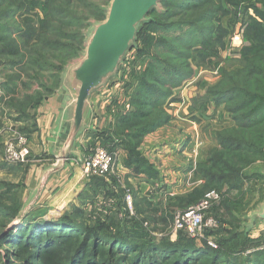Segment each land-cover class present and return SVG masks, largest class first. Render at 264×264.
<instances>
[{
  "label": "trees",
  "instance_id": "1",
  "mask_svg": "<svg viewBox=\"0 0 264 264\" xmlns=\"http://www.w3.org/2000/svg\"><path fill=\"white\" fill-rule=\"evenodd\" d=\"M72 1L0 0V58L8 56L12 66L26 68L28 65V68L40 72L56 68L49 54L62 52V42L68 41L71 45L65 46L69 48L66 54L75 51L77 59L83 51L84 34L89 23L104 20L103 8L109 0L102 7L96 6L93 0L91 3L79 0L90 13L95 11L94 20L71 8ZM255 2L264 6V0ZM227 3L225 5L221 0H216V5L215 0H162L161 12L149 14L150 21L141 28L136 45L130 51L134 53V62L143 67L139 71L132 69L129 81L123 85L128 107L113 101L106 108L111 118L109 126L89 133V145L99 144L108 152L119 153L118 157L130 176L156 177L153 166L140 154L143 139L171 121L167 107L178 101L175 92L193 77L192 62L196 65L203 63L214 55L215 48L216 52L223 49L225 32L220 27L214 32L211 19L220 13H230L229 9L234 14L246 15L251 8L261 22L251 17L242 22L245 29L241 66L220 71L219 84L208 92L214 105L223 106L231 115L234 126L228 124V127L216 131V148L209 151L205 162L196 165L195 173L201 178L202 186L193 189L186 197L176 199L165 210L150 209V206L145 210L136 208L138 214L147 213L143 216L147 220L140 222L123 219L119 224L104 221L86 226L76 210L57 220L35 216L36 210L0 237V264H264V241L251 238V232L242 227L244 222L232 215L233 210L241 209L242 203L227 196L223 199L229 192L245 186L242 171L264 157V10L259 11L253 4L249 7L241 5L249 4L251 0H230ZM34 10L38 27L30 25L32 20L27 18ZM18 11L25 15L22 24L16 23ZM68 28L69 32L82 31L67 33ZM27 40L32 43L26 52L29 59L20 51L28 44ZM34 58L38 59L30 60ZM68 64L61 67L60 63L56 68L57 88L60 74ZM0 91L3 93L0 100H6L7 106L11 99L10 103H16V85L6 81ZM25 102H18L20 109L24 108ZM261 178L264 179L262 174ZM93 180L98 178L90 181ZM224 187L226 190L220 195L219 202L221 198L223 200L213 209L221 227L216 236V249L208 247L205 240L189 238L183 232H178L173 239L157 236V233L163 234L164 229L159 226L170 223L175 209L185 210L198 203L207 190L220 192ZM9 191L8 187L0 192V235L14 222L22 208V201L14 199ZM220 210L226 216L220 214ZM143 222L149 223L148 232L142 227ZM205 237H208L207 231Z\"/></svg>",
  "mask_w": 264,
  "mask_h": 264
},
{
  "label": "rangeland",
  "instance_id": "2",
  "mask_svg": "<svg viewBox=\"0 0 264 264\" xmlns=\"http://www.w3.org/2000/svg\"><path fill=\"white\" fill-rule=\"evenodd\" d=\"M43 0H34L35 3L42 2ZM107 0L103 1H95L93 0V3L96 6L102 7L106 4ZM225 5L228 4L230 0H221ZM91 3V0H86L85 3ZM250 4L255 5V7L259 11L264 10V6L261 3L255 2V0H251V3L246 4L242 3L243 6H248ZM216 5V0H215ZM71 8H75L76 10L80 11V13L86 17L87 19L94 20L95 18V11L90 13L88 11V8L85 7L83 2L73 0L70 3ZM229 8V6H227ZM230 13L228 14H217L211 19V24L214 27V32L216 28L220 27L221 30L225 32V36L223 38V49L218 50L216 52L217 48L214 49L213 53L210 58H208L203 63H198V65L194 64L192 62V67L194 70V75L191 79L184 82L181 86V89H185L186 87H193V90L196 92L197 89L199 90V94L195 95L194 99H191L192 103H197L196 105V111L193 113H188L189 121L202 124V132H200V137L203 142L206 144V150H205V158L207 159L208 153L211 149L216 148V131L224 129V127L234 126V123L232 121L231 115H229L225 109H222L220 111V115L216 114V106L214 105L212 96L209 95V90L216 87L220 82L221 73L220 71H231L237 69V67L241 66V57L240 53L244 46V27H243V20L247 19V17H251L252 19L256 20L257 22H261L260 18L256 17L253 10L251 8H248L247 14L243 15L241 13L234 14L235 12L231 9ZM39 10H37L38 12ZM238 12V10H237ZM16 23H23L25 21V15L21 11L16 12ZM35 15V10L31 13H28L27 18L32 20V23L30 25H33L35 27H38V22ZM236 15L235 17H233ZM70 28L66 29L65 31H68L67 33H77L81 32L82 30L79 29L75 32H69ZM84 31V30H83ZM28 44L30 41H28ZM25 45L24 47L20 48V51L26 56L27 50L31 47L32 43L29 44V46ZM68 44L71 45L70 42L64 41L62 42V45L64 49L62 52L54 51L51 52L52 54H49L51 63L54 67L58 68L61 63V67H63L67 63H71L75 60V51L72 52V54L67 55L66 51H68ZM196 46V45H195ZM194 46V47H195ZM199 46H197L198 48ZM30 51V50H29ZM43 52V50H42ZM134 53H130L129 58L126 61V67L121 68V83L119 82L115 83L113 88L109 90L108 93L101 97L95 98V123L94 126L96 128L104 130V123L99 121V115H101V112L103 114L107 115L106 108L110 106V104L114 101L120 105H124L125 107H128L126 105V101H128V97L124 92L123 85L124 83L129 81V74L132 69L138 70L141 69L143 66H138L137 63L134 62ZM26 59H29L26 56ZM38 58L30 59L35 60ZM11 58L8 56H1L0 58V86L2 83L9 81V84L15 86L16 85V96L15 100L16 103H10L6 100H0V148L2 151V158H3V152H4V146L5 143L10 139L12 136L17 135H23L26 137L28 141V148H29V157L27 159V162L25 164H22L20 168H17L19 170L9 172V170H6V172L1 173L0 170V183L3 184V186H0V192L5 191L8 187L11 191L9 195H12L14 199L18 201H22L23 196H25V188H27V185H29V181L26 180V173L28 170V167L31 165L37 166L40 163H44L45 158L41 150V146L38 140L39 137V131L37 126V110L40 107L39 101H43L51 92H54L57 88L58 84V71L56 68H47L43 71L36 72V68L29 67L28 65L26 68L23 66H12L10 64ZM200 62V61H198ZM127 69V72L122 73L123 70ZM182 91V90H181ZM178 93V90L175 92ZM3 96V93L0 91V97ZM177 98V96H174ZM9 101V100H8ZM26 101V102H25ZM31 101V102H30ZM18 102H25L23 103L25 106L23 109H20V104ZM40 102V103H41ZM10 103V105H9ZM176 103V102H175ZM174 104V103H173ZM168 113V111H167ZM169 114V113H168ZM171 117V114H169ZM197 116L199 120L197 121ZM229 120L228 123H226L227 119ZM217 125V126H216ZM118 140V139H116ZM91 136L90 134H87L83 139L82 142H84L83 147H78V152L83 156L85 153H88L90 149H92L93 146L89 145L91 142ZM86 143V144H85ZM264 155V148L262 150ZM116 153V152H115ZM119 156V153H116ZM119 158V157H118ZM121 159V158H120ZM71 165L76 166L73 160H71ZM10 164L3 163L0 164L2 167V170L5 169ZM116 165V164H115ZM196 169V167H195ZM264 170V157L262 159H258L257 161L250 164L248 167H246L242 171V179L245 182V186L241 188L239 191H232L229 192V194L223 196V199L227 196L229 199L238 201L241 204V209L239 208V211H232V215L234 218H238L239 220L244 222V217L242 216L246 213H248L251 209H253L255 206H257L262 198L264 197V179L261 178V173ZM196 174V173H195ZM197 175V174H196ZM78 176V175H77ZM198 176V175H197ZM187 177V176H186ZM198 178L201 180V178L198 176ZM87 181V182H86ZM28 182V183H27ZM191 182V180H190ZM193 182V180H192ZM195 183V182H194ZM122 184V176L119 175V173H116L115 175H111L106 178H98V180H86L83 178V180L75 179L74 183H72V187L69 190V195L64 200L66 204H70L68 210H55L54 208H50V212L44 211L34 214L35 216H43V218L47 220H57L64 214H71L75 210L80 213V221L84 223L86 226H90V224H95L97 222H113L115 224H119L120 221H122L124 218L128 221H132L131 223L135 221L140 222V220L146 221V218H143V216L136 217L135 210H134V216L128 217L125 216L124 213H122L121 209H124V204L119 197H123L126 192L120 190ZM194 186V184H192ZM124 186V185H123ZM202 186V180L201 184H199L197 187ZM108 187V190H107ZM195 187V188H197ZM193 188V189H195ZM102 189V190H101ZM125 190H129V188H126ZM226 188L224 187L221 189L220 192L210 189L207 190L206 193L210 191H215L219 195H221ZM131 193V192H130ZM205 193V194H206ZM106 197L107 199H113L115 201L114 204L111 205L110 209L106 211L105 215H101L100 217L96 218L95 220H92L89 218L88 215V206L93 204L97 197ZM221 198V201L223 200ZM221 201L217 204H214L206 213V219H213L215 222H218L216 219V212H214V208L218 207L221 203ZM55 207L56 205L53 204ZM58 207V206H56ZM135 209V207H134ZM179 212V211H178ZM177 213V212H176ZM220 214H226L223 210L219 211ZM121 214V218L119 217ZM98 219V220H97ZM171 222V221H170ZM144 223V222H143ZM114 224V225H115ZM149 228L150 225L147 222ZM151 224V223H150ZM169 224L166 223L165 225H160V229H164L163 234L157 233L158 237L160 235H165L169 238H175L176 234H171L169 232ZM218 227L217 229H210L208 230V237H204L211 239L216 244V236L219 232V229L221 228L219 225L220 223H217ZM152 225V224H151ZM153 226V225H152ZM151 226V227H152ZM153 228V227H152ZM151 230V229H150ZM249 236L253 239L264 241V226L259 225L257 226L256 230L252 231ZM8 247V246H5Z\"/></svg>",
  "mask_w": 264,
  "mask_h": 264
},
{
  "label": "water",
  "instance_id": "3",
  "mask_svg": "<svg viewBox=\"0 0 264 264\" xmlns=\"http://www.w3.org/2000/svg\"><path fill=\"white\" fill-rule=\"evenodd\" d=\"M162 0H109L103 8L105 18L89 23L84 34L83 51L60 74L58 88L42 103H51L53 114L46 157L36 188L30 193L18 216L0 237L39 205L50 183L61 180L70 159L80 161L76 149L89 133L96 132L95 98L109 92L119 81L121 68L135 47L141 28L150 21L149 14L161 12ZM264 176V170L261 173ZM63 176V177H62ZM246 232L264 226V199L245 217Z\"/></svg>",
  "mask_w": 264,
  "mask_h": 264
},
{
  "label": "crops",
  "instance_id": "4",
  "mask_svg": "<svg viewBox=\"0 0 264 264\" xmlns=\"http://www.w3.org/2000/svg\"><path fill=\"white\" fill-rule=\"evenodd\" d=\"M189 86L181 89L182 91L178 90V93H176L178 101L167 107L168 113L171 114L169 124L146 136L139 147L140 154L153 166V171L157 176L154 178L130 176L129 171L123 167L120 157L116 162V172L122 176V187L120 190L125 191L126 188L130 189L133 206L135 207V215L137 214L138 217L139 215L146 216L147 213L143 212V215L138 214L136 208L142 207L141 209L145 210L147 206H150V209L165 210L167 205H172L178 198L186 197L193 188L201 184V180L195 174V167L198 163L205 162L206 160V144L200 137L202 124H194V122L188 120V113H194L197 105V103L191 104L190 101L200 92L198 89L195 92L193 87ZM221 110L222 107H216V114L220 115ZM52 118L51 103H47L45 108L40 105L37 110L36 120L39 131L38 140L45 162L37 166L31 165L28 167L26 180L29 181V185L24 189L25 196L22 199V206L25 205L30 193L36 188L42 173L41 168L44 165L53 163L52 159L46 157ZM196 120H199L198 116ZM99 121L101 125L104 123V127L106 128L109 126L111 118L109 115L101 112ZM83 146L84 142L81 143V147ZM76 151L78 152V148ZM79 155L80 157L82 156L80 153ZM71 160L73 159L69 160L67 171L63 175L64 177L62 176L61 180L54 179L55 181L50 183L41 202L33 212L36 210H38L37 213L39 214L43 210L50 212V208L60 211L68 210L67 208H69L70 204H66L64 200L69 195L70 188H73L72 183H74L76 178L77 181L83 180L81 169L78 166L71 165ZM3 163L5 164L0 148V164ZM20 167L23 166L8 165L2 170L0 166V170L1 173L6 172V170L12 172L19 170L17 168ZM118 199L123 203L122 197ZM53 204L58 207H54ZM178 211L183 210L175 209L174 214Z\"/></svg>",
  "mask_w": 264,
  "mask_h": 264
},
{
  "label": "built area",
  "instance_id": "5",
  "mask_svg": "<svg viewBox=\"0 0 264 264\" xmlns=\"http://www.w3.org/2000/svg\"><path fill=\"white\" fill-rule=\"evenodd\" d=\"M29 157L28 141L25 136H12L5 143L3 152V161L10 165H22L27 162ZM76 166L81 169L83 178L91 180L93 178H106L115 175V164L118 161L116 153L108 152L104 147L95 144L92 149L81 156L80 161L73 159ZM122 197L124 215L128 217L134 216V206L130 191L125 190ZM220 200V195L215 191L206 193L203 198L196 204L188 207L183 211H179L173 215L169 224V232L177 234L178 232L185 233L189 238L195 240H205L208 247L216 249L217 246L211 239L205 238L204 233L210 229H217L218 224L213 219H206L207 211ZM113 199L106 197H97L95 202L88 206L89 218L95 220L101 215H105L106 211L114 204ZM122 217L121 214L119 216ZM125 219V218H124ZM142 227L148 232L149 226L147 222L142 224Z\"/></svg>",
  "mask_w": 264,
  "mask_h": 264
}]
</instances>
